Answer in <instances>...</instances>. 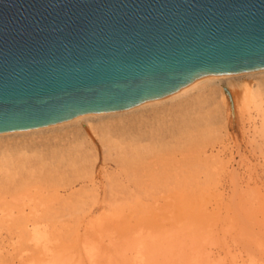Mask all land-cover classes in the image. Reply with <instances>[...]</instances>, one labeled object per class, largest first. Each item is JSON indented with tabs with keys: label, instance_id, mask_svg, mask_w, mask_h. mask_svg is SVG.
I'll use <instances>...</instances> for the list:
<instances>
[{
	"label": "bare ground",
	"instance_id": "6f19581e",
	"mask_svg": "<svg viewBox=\"0 0 264 264\" xmlns=\"http://www.w3.org/2000/svg\"><path fill=\"white\" fill-rule=\"evenodd\" d=\"M261 89L264 67L200 77L169 94L118 111L0 132V150L45 148L52 157L50 150L57 145H81L110 130L126 136L124 131L133 129L146 135L141 131L144 125L163 120L171 122L161 136H151L149 141L159 149L174 146L166 171L157 170L158 161L150 162L153 167L147 161L138 176L113 178L101 197L93 183L84 192H72L74 197L60 192L30 195L17 205L18 197L5 194L6 186L0 181V233L11 236L8 246L17 253L8 256L9 250L3 251L0 234V264H264V191L256 185L242 189L237 176L229 173L236 185L232 183L234 193L225 198L217 175L227 169L228 156L221 154L227 145L212 146L210 151L197 145L202 134L227 135V120L237 110H264L259 102ZM211 119L219 120V128H202ZM258 140L251 141L252 149L259 151L264 164V135ZM127 145H118L125 175ZM86 153L82 148L78 159L85 160ZM91 157L92 166L99 163L96 152ZM39 159L26 169L36 173L38 166L51 167L45 155ZM0 161V175L13 173L12 157ZM16 167L24 171L22 164ZM129 196L133 205L127 204ZM88 198L107 202L109 215H88L83 206ZM127 205L134 206L131 216Z\"/></svg>",
	"mask_w": 264,
	"mask_h": 264
},
{
	"label": "water",
	"instance_id": "95a60500",
	"mask_svg": "<svg viewBox=\"0 0 264 264\" xmlns=\"http://www.w3.org/2000/svg\"><path fill=\"white\" fill-rule=\"evenodd\" d=\"M264 67V0H0V132Z\"/></svg>",
	"mask_w": 264,
	"mask_h": 264
},
{
	"label": "rangeland",
	"instance_id": "374dc122",
	"mask_svg": "<svg viewBox=\"0 0 264 264\" xmlns=\"http://www.w3.org/2000/svg\"><path fill=\"white\" fill-rule=\"evenodd\" d=\"M258 93L259 102H263L262 107L264 108V90L261 89ZM167 122L169 123L171 121H151L150 124L144 125L142 127L143 129L141 128V131L146 133V135L141 134L139 131L128 129L124 131L127 132V134H125L126 137L122 135V131L110 130L97 133L92 136V138H89V141L81 144L82 146L76 144H71V146H69L66 143L60 144L50 150V152L52 151V153H54L52 157L48 154L49 151L45 150V148L14 151L2 149L0 150V159L5 160V158L12 157L15 163L13 166H9L10 169H13L11 170L13 173H10L9 175H0V181L6 186L4 193L7 195L10 194L13 197L17 196V205H22L30 195H48L54 192H60L65 196L74 197L71 195L72 192H84L94 183L99 196L101 197L103 187L110 183L111 180L113 181V178L132 177V175L138 176L141 164L147 161L149 163V165L146 163L148 166H150L152 162L154 163L155 161H158L156 166L158 168L157 170L166 171L174 158V149H171L174 146L164 145L162 149H159L156 148L157 146H152L153 143L149 140L151 136H161ZM219 124V120L211 119L202 124V128H212L209 127L211 125L215 128H219ZM227 124V135H222V137L218 134H202L200 135L202 139L200 137L201 140L198 139L199 142L197 143L199 148L204 147V149L206 148V151H210L208 148L218 146L221 143L227 145L226 151L221 153L223 156L224 154L226 157L228 156L227 159H225L226 161L228 160L225 165V167L227 166V169L225 168L226 171L223 172L224 174L219 173V175H217L220 178L217 177L220 181L221 191L223 192L224 197L228 198L234 193L235 186H233L234 188L232 190V183L234 182V179L232 180L233 176H237L239 181H236L239 186L241 184V188L249 189V187L252 188L256 185L264 191V171L262 170V167L264 166H261L264 165L262 164L263 157L259 154V151L257 152L256 149H252L255 146V144L253 146V143L259 141L258 139L260 136L264 135V110H256L252 107L249 109L237 110L233 118L231 117L229 122L227 120ZM122 142L128 144V150L126 151L127 159L125 158V161H128L127 164L129 167L126 175L120 170L121 163L119 161V155L121 149L118 148V145ZM172 144L174 145V143ZM151 147L154 148L151 149ZM82 148L87 150L85 160L83 161L79 160L77 157ZM95 152L98 155L99 163L96 162V164L92 166L91 155ZM43 154L48 161L46 163H49L51 166L49 169H53V172L51 171V173L48 174L49 169L47 167L43 168L44 166H38L36 169L40 168V171L37 170L38 172H34L35 174L29 172L26 168L37 165L36 162L40 157L44 156ZM17 164H22L24 171L15 170L14 168H19L16 167ZM152 164L150 167H153ZM154 164H156V162ZM130 184V189H133V182ZM234 184L235 183H233V185ZM140 197L144 200L146 196ZM89 198L83 200V206L88 215L91 217H98L104 214V216L109 215L107 213L109 209L107 202L104 203ZM147 199L148 202H151L150 198ZM131 200L132 198L129 196L127 198V204L131 203V205H133L132 202H134V200L132 202ZM160 200L161 199H159V201ZM127 207L129 208H127V211L131 216L132 211L130 210L131 208L133 209L134 206L130 207L127 205ZM127 211L126 213H128ZM134 214L135 213H133V215ZM0 234L1 238L4 240L3 251L5 252L9 250L7 253L8 256H16L17 253L11 250L8 246V239H10L11 236L4 231H1Z\"/></svg>",
	"mask_w": 264,
	"mask_h": 264
}]
</instances>
